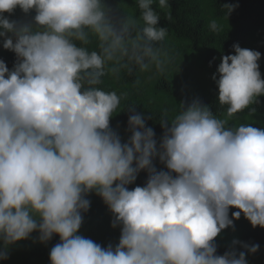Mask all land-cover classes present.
I'll return each mask as SVG.
<instances>
[{
  "label": "clouds",
  "instance_id": "9594fccd",
  "mask_svg": "<svg viewBox=\"0 0 264 264\" xmlns=\"http://www.w3.org/2000/svg\"><path fill=\"white\" fill-rule=\"evenodd\" d=\"M136 3L144 54L152 55L167 29L154 0ZM237 6L222 5L227 17ZM104 7L101 0H0V39L16 57L11 69L0 60V260L37 233L43 244L59 237L50 264H247L246 253L259 245L234 240L246 251L219 255L214 241L241 213L264 228V127L229 123L255 112L250 105L264 96L261 53L234 44V54L221 56L212 79L222 116L195 99L174 117L161 116L158 140L134 114L122 141L110 126L121 96L96 87L123 43ZM17 8L35 15L28 23L5 15ZM86 29L111 42L89 51ZM209 29L220 25L212 20ZM142 171L143 186L130 187ZM90 194L120 229L115 246L80 234Z\"/></svg>",
  "mask_w": 264,
  "mask_h": 264
},
{
  "label": "trees",
  "instance_id": "16d2710c",
  "mask_svg": "<svg viewBox=\"0 0 264 264\" xmlns=\"http://www.w3.org/2000/svg\"><path fill=\"white\" fill-rule=\"evenodd\" d=\"M101 2L114 31L123 37V43L116 49L113 59L105 61L104 75L96 87L116 91L121 96L120 108L112 117L110 126L122 141L130 135L127 131L128 119L134 114L145 117L147 126L154 129L158 140L163 134L161 116L167 112L172 118L181 106L187 107L195 99L222 116L224 109L219 105L218 89L212 75L222 55L234 54V44L261 53L258 63L264 78V0H169L170 7L167 9H160L154 0L153 8L160 15L159 26L167 29V36L164 41L152 43V55L144 54V24L136 0ZM224 4L238 6L227 17V10L222 7ZM5 15L18 23H28L35 13L26 15L17 8L11 15ZM168 16H171L170 20ZM212 20L220 25L218 32L209 29ZM125 26L127 31H124ZM85 31L88 42L83 46L89 51L100 53L102 47L111 42V38L102 41L91 30ZM0 60L5 61L9 69L16 61L15 54L3 48L2 39ZM141 64H147V69L142 70ZM157 66L160 69H156ZM258 99V103L250 105L255 112L245 109L230 118L229 123L264 127V96ZM154 163L157 169L163 168L158 160ZM146 179L147 173L142 171L130 187L143 186ZM88 199L91 206L83 215L80 234L102 246L106 247L109 243L115 246L120 229L111 226L112 213L95 194H90ZM235 211L238 209H230L229 215ZM37 235L33 233L29 239L11 246L8 258L0 260V264H50L49 252L59 242V237L54 236L43 244L38 241ZM234 240L259 245L255 253H246L247 264H264V228H254L243 213L238 220H234L233 227L226 228L215 239L217 254L222 255L233 247L238 252L246 251L239 244L234 246Z\"/></svg>",
  "mask_w": 264,
  "mask_h": 264
},
{
  "label": "rangeland",
  "instance_id": "374dc122",
  "mask_svg": "<svg viewBox=\"0 0 264 264\" xmlns=\"http://www.w3.org/2000/svg\"><path fill=\"white\" fill-rule=\"evenodd\" d=\"M156 69H160V66H157Z\"/></svg>",
  "mask_w": 264,
  "mask_h": 264
}]
</instances>
